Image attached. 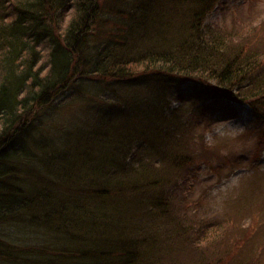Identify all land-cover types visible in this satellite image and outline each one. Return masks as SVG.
<instances>
[{
    "label": "trees",
    "instance_id": "16d2710c",
    "mask_svg": "<svg viewBox=\"0 0 264 264\" xmlns=\"http://www.w3.org/2000/svg\"><path fill=\"white\" fill-rule=\"evenodd\" d=\"M217 1L0 0V264H264L254 210L207 221L185 187L198 137L168 106L190 81L264 121V28L205 23ZM149 78L124 103L89 87ZM61 101L89 123L36 121Z\"/></svg>",
    "mask_w": 264,
    "mask_h": 264
},
{
    "label": "rangeland",
    "instance_id": "374dc122",
    "mask_svg": "<svg viewBox=\"0 0 264 264\" xmlns=\"http://www.w3.org/2000/svg\"><path fill=\"white\" fill-rule=\"evenodd\" d=\"M248 15L252 16L250 19L253 22L264 28V0H218L207 15L205 23L232 24L243 21L244 19H240L247 18ZM249 36L251 38L252 35ZM153 79L138 80L123 85L106 81L89 87L99 88L102 93L114 94V97L121 98L120 102L124 103L138 97H146L149 93L145 90L155 82ZM174 89V94L168 98V106L180 107L185 114L193 115L190 122L193 124L192 133L198 137L191 143L193 153L197 154H195V165L189 170L191 174L187 182H184L185 187L187 183L189 190L193 189L196 200L200 196L198 200L200 211L202 213L203 210V214L208 216L207 221L215 219L214 222L219 223V220L230 212L234 216L237 208L239 209L238 203L242 204L240 211L244 208L254 210L253 224L262 227L259 231L257 227L256 233L247 234L248 241L258 242L264 249V121L255 117L247 104L213 96L208 89H201L193 82L182 81L176 84ZM64 103L66 101H61L59 107L48 106L49 108L42 109L36 121L49 120L53 130L57 128L65 130V127L73 126L72 124H82L87 121L81 106L69 110ZM90 105L89 111L94 105L96 106V104ZM57 130L53 131L54 134L50 132V136L45 138L47 144L53 141ZM57 133L55 143L59 144L58 139H62L59 131ZM240 211L237 219L232 220V226L236 222L242 225L250 224L248 218H245L246 212ZM212 213L219 215L213 218L210 216ZM31 233L33 235L31 237L36 240L46 239L42 231L37 234L36 231ZM233 233L237 235V232ZM255 258L258 264V257ZM177 260L178 264H194V261L189 263L181 256Z\"/></svg>",
    "mask_w": 264,
    "mask_h": 264
}]
</instances>
